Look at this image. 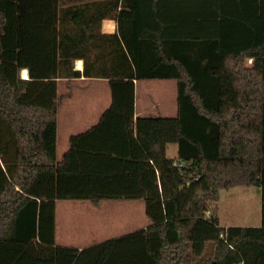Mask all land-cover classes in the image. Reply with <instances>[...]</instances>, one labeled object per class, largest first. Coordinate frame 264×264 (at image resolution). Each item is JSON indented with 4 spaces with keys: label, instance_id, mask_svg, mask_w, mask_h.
<instances>
[{
    "label": "trees",
    "instance_id": "obj_1",
    "mask_svg": "<svg viewBox=\"0 0 264 264\" xmlns=\"http://www.w3.org/2000/svg\"><path fill=\"white\" fill-rule=\"evenodd\" d=\"M82 76L111 104L58 160V79ZM145 79L177 80L176 116L135 117ZM263 133L264 0H0V242L55 245L58 200H141L150 223L28 264H264ZM240 185L262 223L221 227L206 211Z\"/></svg>",
    "mask_w": 264,
    "mask_h": 264
},
{
    "label": "crops",
    "instance_id": "obj_2",
    "mask_svg": "<svg viewBox=\"0 0 264 264\" xmlns=\"http://www.w3.org/2000/svg\"><path fill=\"white\" fill-rule=\"evenodd\" d=\"M117 23L113 19H105L102 24L104 33H114ZM82 61V62H81ZM76 69L83 70L84 62L78 59ZM81 62V66L79 63ZM248 64L253 62L248 58ZM27 72L21 75L28 78ZM58 79V90L61 89ZM63 81L68 82V79ZM71 91L75 95V103L67 105L66 110L58 112L57 124V158L61 160L69 148L70 137L89 130L100 119L102 113L111 104L109 80L97 77H79L70 80ZM67 91V90H66ZM135 117L163 116L174 117L178 112L176 79L135 80ZM66 106H64L65 109ZM63 109V108H62ZM264 140V133H263ZM177 146V145H176ZM176 148V155H177ZM168 155V149H167ZM168 157H170L168 155ZM177 158V157H170ZM141 200H102L95 206L89 200H58L56 203V246L72 247L82 250L107 241H115L140 230H146L150 224ZM139 203V204H137ZM111 205V206H109ZM143 208V222L137 220L135 206ZM123 208L128 212L120 221L111 222L109 208ZM144 235H146L144 233ZM37 240L38 239H31ZM39 242V241H38ZM40 243V242H39ZM108 253L105 255V257Z\"/></svg>",
    "mask_w": 264,
    "mask_h": 264
},
{
    "label": "rangeland",
    "instance_id": "obj_3",
    "mask_svg": "<svg viewBox=\"0 0 264 264\" xmlns=\"http://www.w3.org/2000/svg\"><path fill=\"white\" fill-rule=\"evenodd\" d=\"M76 67V62H75ZM24 73L21 71V75ZM20 75V76H21ZM62 81L60 83L61 89L58 90L60 98V107L64 113L67 105L74 104L75 95L71 91L70 80L68 82ZM59 89V88H58ZM67 90V91H66ZM64 106L65 109H64ZM63 108V109H62ZM176 144L168 145V155L170 157H177ZM143 203V201H139ZM139 204V203H137ZM262 190L256 185H240L231 189H222L219 192V197L213 203L216 206V213L219 218L221 227L233 226H259L262 223ZM111 206V205H109ZM109 214L114 218L111 222L120 221L128 212L123 208H109ZM135 215L139 222H143V208L140 205L135 206ZM55 254V247L50 245H42L37 240L30 241H7L0 242V264H28L37 258H50ZM106 255V254H105ZM105 255L101 264L105 261Z\"/></svg>",
    "mask_w": 264,
    "mask_h": 264
},
{
    "label": "built area",
    "instance_id": "obj_4",
    "mask_svg": "<svg viewBox=\"0 0 264 264\" xmlns=\"http://www.w3.org/2000/svg\"><path fill=\"white\" fill-rule=\"evenodd\" d=\"M174 165H176V166H179V167H181L183 164H182V162L181 161H179L178 159H174ZM214 205H210L209 207H208V209H207V211H206V215L207 216H210L212 213H213V209H214ZM221 237H223V234H221Z\"/></svg>",
    "mask_w": 264,
    "mask_h": 264
},
{
    "label": "bare ground",
    "instance_id": "obj_5",
    "mask_svg": "<svg viewBox=\"0 0 264 264\" xmlns=\"http://www.w3.org/2000/svg\"><path fill=\"white\" fill-rule=\"evenodd\" d=\"M82 62V61H81ZM81 62L79 63V66H81ZM25 77L27 76V72L24 71Z\"/></svg>",
    "mask_w": 264,
    "mask_h": 264
}]
</instances>
